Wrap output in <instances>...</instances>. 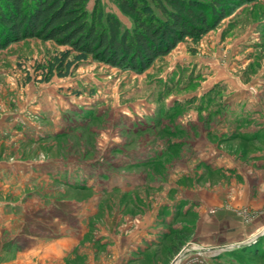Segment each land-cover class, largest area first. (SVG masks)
Segmentation results:
<instances>
[{
    "label": "rangeland",
    "instance_id": "374dc122",
    "mask_svg": "<svg viewBox=\"0 0 264 264\" xmlns=\"http://www.w3.org/2000/svg\"><path fill=\"white\" fill-rule=\"evenodd\" d=\"M100 1L105 12H114L131 27L132 21L120 12L115 0ZM94 2L89 0V10ZM263 30L264 0H254L240 4L202 38L189 37L180 42L143 73L89 58L70 75H54L48 82L39 80L41 71L35 67L64 50V46L52 40L25 38L3 49L0 264H65L56 259V251L52 255L49 247L52 240L66 233V220L73 216H77L78 225L71 229L81 232L82 226L87 228L86 253L96 260L99 254L105 256L101 247L107 227L100 224L99 216L105 211L111 216L117 198L115 193L106 192L120 179L130 180L131 173L124 170L131 162L146 163L152 156L200 154L203 130L199 126L206 124L205 118L202 116L197 123L194 113L190 118L186 109L179 112L178 107L186 94L195 96L201 76L215 70L204 65L202 58H212L217 64L215 71L222 68L239 77L260 72L263 79ZM220 120L216 114L212 138L223 149L221 156H251L263 149V144L254 141L255 135L245 132L251 139L247 142L234 139L243 132ZM228 139L230 142L225 143ZM170 162L173 159L164 161L163 157L157 165L140 169L162 170ZM171 170L174 172L176 167ZM149 179L144 180L149 184ZM107 195L109 200L104 198ZM263 235L264 226L243 246L255 244ZM42 249L49 250L43 259L38 257ZM189 249H202L203 254L185 259L181 254L172 264L182 259L181 264H264V257L253 253L226 255L233 249H204L195 241H189L182 252ZM69 264H75V260Z\"/></svg>",
    "mask_w": 264,
    "mask_h": 264
},
{
    "label": "crops",
    "instance_id": "0c3cea01",
    "mask_svg": "<svg viewBox=\"0 0 264 264\" xmlns=\"http://www.w3.org/2000/svg\"><path fill=\"white\" fill-rule=\"evenodd\" d=\"M201 61L216 70L217 64L212 58ZM218 69L201 76L194 95L199 98L219 86V100L223 103V111L217 114L220 121L238 127L244 134L255 135L254 141L263 144V149L251 156H221L223 149L212 138L216 115L207 109L198 110L197 99L187 106L186 113H190V118L194 113L197 123L203 116L205 125L209 124V127L199 126L203 130L200 146L197 143L201 147L200 154L170 156L164 161L173 159V162L168 167L163 165L162 170L140 169L157 165L161 156H152L146 163L126 165L128 169L124 171L131 173L130 180L120 179L110 187L120 189L116 193L115 211L111 216L106 211L99 216L100 224L107 227L101 247L102 251L105 249V256L99 254L96 260L86 253L87 228L82 226L81 232L78 228L71 229L72 225H78L77 216H73L66 220V233L51 241L49 249L52 255L56 251L57 260L65 264L72 260L76 264L79 259L83 260L78 264H172L181 254H185L183 259L195 253L203 254L202 249L182 252L189 241H195L204 249L217 247L225 251L243 246L260 234L264 226V78L260 72L239 77ZM191 96L186 94L184 100ZM229 139L225 143L230 142ZM172 167H176L174 172ZM147 177L152 179L149 184L144 180ZM125 192H130L128 200H124ZM171 228H179L180 232L189 230L178 249L177 243L169 240L172 235L167 236ZM77 249L82 252L76 253ZM47 251L42 249L38 257L45 258Z\"/></svg>",
    "mask_w": 264,
    "mask_h": 264
},
{
    "label": "trees",
    "instance_id": "16d2710c",
    "mask_svg": "<svg viewBox=\"0 0 264 264\" xmlns=\"http://www.w3.org/2000/svg\"><path fill=\"white\" fill-rule=\"evenodd\" d=\"M252 1L115 0L120 12L132 21L131 27H127L114 12H105L100 0H95L91 10L87 7L89 0H0V52L25 38L52 40L64 46V50L56 52L44 63H37L35 68L41 71L39 80L44 82L50 81L54 75H70L89 58L111 67L143 73L180 42L189 37L194 40L202 38L240 4ZM219 95V86H216L199 98L194 96L181 101L178 111L198 99V110L207 109L212 115L219 114L223 111ZM233 137L246 142L251 140L250 136L240 132ZM163 157L170 156H161L160 159ZM75 186L84 190L89 188ZM119 190L113 187L106 193L116 194ZM129 196L130 192H125L124 200ZM109 197L104 198L109 200ZM180 231L171 228L166 234L172 235L169 240L177 243L176 249L189 230ZM241 252L263 258L264 235L255 244L234 248L226 255Z\"/></svg>",
    "mask_w": 264,
    "mask_h": 264
}]
</instances>
